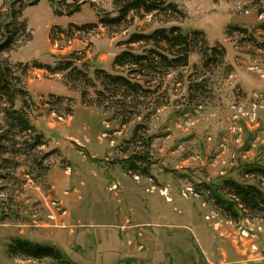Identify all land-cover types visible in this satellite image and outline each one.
<instances>
[{"label":"rangeland","instance_id":"1","mask_svg":"<svg viewBox=\"0 0 264 264\" xmlns=\"http://www.w3.org/2000/svg\"><path fill=\"white\" fill-rule=\"evenodd\" d=\"M171 2L184 17L130 13L119 28L83 32L74 26L116 16L110 0H85L71 16L65 7L54 15L45 0L24 9L32 39L2 59L29 65L21 78L33 101L27 113L44 145L0 155V264H53L10 257L16 237L53 246L74 264H264V215L233 220L208 196L225 179L264 188L246 172L264 168V0ZM171 26L203 32L224 59L208 68L197 49L186 68L141 77L147 93L138 97L98 95L97 81L91 88L69 71L32 67L72 61L90 78L98 69L125 76L114 58L150 48L122 43ZM67 105L71 115H61ZM5 125L0 112V133L26 149L29 137Z\"/></svg>","mask_w":264,"mask_h":264},{"label":"trees","instance_id":"2","mask_svg":"<svg viewBox=\"0 0 264 264\" xmlns=\"http://www.w3.org/2000/svg\"><path fill=\"white\" fill-rule=\"evenodd\" d=\"M42 0H4L0 6V104L3 105L0 111L4 115L7 130H16L17 136L29 137L23 142L26 149H14V140L5 138L6 135L0 133V155L11 153H27L28 150L34 151L43 146L42 137L35 133L34 126L30 123L27 113L28 108L33 105V101L27 91L23 89L21 78L26 75L29 65L16 62L11 64L8 60H3L4 53L12 51L20 44L31 41L32 35L29 31L27 21L23 18V11L26 7L37 5ZM51 7L56 16H62L60 7H65V16H71L79 13L81 5L85 0H45ZM115 9L116 16L100 15L98 13L97 24H85L83 26H74L78 32L92 30L101 25L105 29L119 28L127 24V18L130 13L143 15L157 13L168 15V18L178 19L184 17V14L174 5L171 0H110ZM91 7H94L92 2ZM169 13V14H168ZM73 27V25H71ZM244 31V30H242ZM123 45H141L143 50L150 48L146 52L136 54L130 50H123L113 60V68L126 71L127 75H116L104 70H95L93 78H90L82 69L73 66L72 61H67L55 67L47 64H32L33 68L44 69L50 74L69 71L71 80L79 81V84L94 87V82H98L102 90H98V95L113 90L115 93L123 96L138 97L147 90L139 82L141 77H151L153 75H168L169 71L188 66L189 57L197 49L202 56L204 66L210 68L217 66L225 57V50L219 46L209 47L206 43L203 32L193 31L184 33L180 27L171 26L169 28H157L149 34L132 33ZM199 44V46H198ZM150 46V47H148ZM135 81H134V80ZM81 99L84 103L85 94L81 93ZM57 104H62L64 98H54ZM69 100V99H68ZM65 100L66 102L68 101ZM20 102L21 108L16 109V102ZM70 101V100H69ZM72 109L67 105L64 113L61 115L70 116ZM7 143V144H6ZM11 143V146H8ZM21 146V144H20ZM22 147V146H21ZM13 151V152H12ZM25 155V154H23ZM137 161H140L137 159ZM128 169H140L133 164L122 162ZM247 173L258 177L264 182V168L260 166H249ZM127 169V170H128ZM1 178L5 176L0 175ZM254 184L238 183L231 179H225L220 186L211 189L208 196L213 204L228 217L237 220L241 217V212L264 215V188ZM7 253L12 258L23 260L40 261L50 259L53 264H74L65 259L62 253L53 246L44 245L36 242H30L22 238H11L7 246ZM122 264H131V261Z\"/></svg>","mask_w":264,"mask_h":264}]
</instances>
